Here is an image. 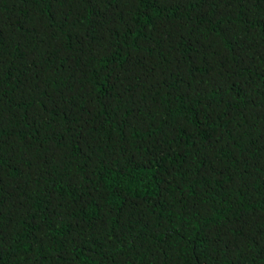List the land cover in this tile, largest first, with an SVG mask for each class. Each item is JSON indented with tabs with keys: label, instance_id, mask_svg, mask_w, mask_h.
<instances>
[{
	"label": "trees",
	"instance_id": "trees-1",
	"mask_svg": "<svg viewBox=\"0 0 264 264\" xmlns=\"http://www.w3.org/2000/svg\"><path fill=\"white\" fill-rule=\"evenodd\" d=\"M0 264H264V0H0Z\"/></svg>",
	"mask_w": 264,
	"mask_h": 264
}]
</instances>
